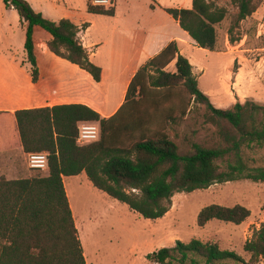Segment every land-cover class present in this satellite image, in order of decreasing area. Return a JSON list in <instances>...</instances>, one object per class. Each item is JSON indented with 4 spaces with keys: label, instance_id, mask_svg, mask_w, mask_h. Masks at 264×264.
Listing matches in <instances>:
<instances>
[{
    "label": "trees",
    "instance_id": "trees-1",
    "mask_svg": "<svg viewBox=\"0 0 264 264\" xmlns=\"http://www.w3.org/2000/svg\"><path fill=\"white\" fill-rule=\"evenodd\" d=\"M13 8L25 28L24 51L30 64L31 81L39 77L33 30L35 26L51 38L47 47L101 81L102 68L89 59L78 33L80 27L67 18L53 21L35 11L27 0H2ZM219 0H192L190 8H164L199 48L215 51L216 26L229 14ZM236 8L234 22L227 30L231 43L234 29L251 16L261 0H229ZM89 13L113 16V5L104 7L87 0ZM174 62V70L167 67ZM184 91L190 101L208 110L206 120L216 127L220 144L206 147L192 143L185 154L164 129L186 107L178 96ZM181 107L183 108L181 110ZM23 152L47 154V174L28 178L0 177V264H87L64 178L84 172L94 187L124 203L146 219L163 217L176 192L205 189L214 183L239 179L264 182V165L248 162L247 149L264 146V105L247 100L227 109L216 108L199 88L187 57L177 43H168L149 59L128 83L124 101L109 117L82 103L22 108L13 112ZM81 122L99 124V138L78 144ZM242 205L204 206L197 224L211 220L241 224L249 217ZM246 261L233 250L216 243L191 239L176 241L147 255L158 264H217L232 260L255 264L264 259V224L244 243Z\"/></svg>",
    "mask_w": 264,
    "mask_h": 264
},
{
    "label": "rangeland",
    "instance_id": "rangeland-1",
    "mask_svg": "<svg viewBox=\"0 0 264 264\" xmlns=\"http://www.w3.org/2000/svg\"><path fill=\"white\" fill-rule=\"evenodd\" d=\"M47 1L54 3V0ZM58 1L57 9L49 8L47 16L50 20L62 18L64 9L87 13V0ZM119 1L121 11L125 9L124 0ZM129 1L136 4L139 10L149 3L172 8L191 4V0ZM217 3L225 6L229 14L216 26L215 51L205 52L194 47L185 51L189 61L198 67L197 70L200 66H207L204 74L197 71L198 84L201 88L214 85L219 72V85L230 101H234L236 95H241L243 97L241 103L251 100L264 105V0H261L251 16L239 22L234 29L237 40L233 43L229 41L227 30L234 22L236 8L229 0H219ZM169 27L171 31L174 29L178 31L174 24H170ZM40 32L43 30L36 27L35 41L39 38ZM24 40L25 30L17 12L13 8H7L0 0V106L11 107L26 101L23 94L29 90L32 81L30 64L24 60ZM112 52L113 56L108 61L103 48L101 56L96 59L104 70L100 83L93 81L85 71H82L83 75L90 80L81 81L83 87L81 96L107 113L111 112L124 96L129 76L137 66L136 63L128 64L122 59L123 55L130 53L129 50L115 49ZM66 63L71 65L69 61ZM61 68L69 73L68 68ZM178 96L181 98L179 101L185 106L188 104L185 113L181 114L179 110L174 120L164 123L165 132L177 144L178 152L187 153L192 143L206 147L219 145L221 141L216 127L206 120L209 112L205 105L193 101L188 103V96L182 90ZM236 99V102H239L238 98ZM226 105L228 104L225 102L223 105L225 109ZM96 124L99 127V124ZM9 156L14 154L11 155L8 151L0 153V176L13 179L28 178L45 176L48 172L47 169L31 168L29 154H26L23 158L17 159L14 163L17 170L13 167V174L8 176L11 170ZM246 156L250 164L264 165V146L247 149ZM64 185L87 264H158L149 260L147 255L162 247H173L178 240L186 243L191 239L216 243L221 249L233 250L247 261L249 254L243 249L244 243L252 239L264 224V182L239 179L214 183L208 188L192 192H176L168 204L167 213L154 220L140 216L126 204L94 187L84 173L66 177ZM213 203L228 207L242 205L249 210V217L238 225L211 220L199 226L198 212L204 206ZM217 264L242 263L227 260ZM255 264H264V259L260 258Z\"/></svg>",
    "mask_w": 264,
    "mask_h": 264
},
{
    "label": "crops",
    "instance_id": "crops-1",
    "mask_svg": "<svg viewBox=\"0 0 264 264\" xmlns=\"http://www.w3.org/2000/svg\"><path fill=\"white\" fill-rule=\"evenodd\" d=\"M27 1L35 11L40 12L47 18H49V16H47L49 8L53 7V9H57V4L59 2L58 0H54V3H48L47 0ZM123 2L125 9L119 11L120 1L114 0L115 13L113 16L89 13L87 9V13L84 14L70 9H64L62 10V18L69 19L72 23L79 27L84 23L88 24L86 29L81 30L78 33V36L82 45L88 51L89 59L98 66H101V64L96 59L101 56L103 48L108 61L109 58L113 56L112 51L115 49H127L130 51V53L123 55L122 59H124L128 64L136 63L137 66L129 76L126 89L134 73L149 59L157 55L168 43L175 41L179 52L185 57H187L185 54L186 49L190 47L199 48L195 45L189 35L179 27L177 21L164 10V8L172 7L149 3L148 6L145 4L144 8L139 10L138 6L131 3V1L124 0ZM190 7L191 4L190 6L185 7L181 5L178 6V8ZM170 24H174L175 28H178V31L176 29L171 31L169 27ZM36 27L38 26H35L33 30V40L39 68L38 80L34 83L32 82L29 90L24 92L23 97L26 100L24 103L11 107L6 105L0 106V119L2 120V126H0V153L8 151L11 155L12 153L14 154V156H9L8 158V162L10 163L9 167L11 168L8 176L13 174V167L17 170V167L15 166L16 164H14L17 162V159L23 158L26 155L19 143L15 128L13 118V112L15 110L22 108L52 106L62 103H82L96 110L101 114V116L109 117L121 106L126 92L125 90L124 96L120 102L109 113L104 112L101 108L95 106L89 101V99L87 100L86 98H83L81 96V93L83 92L81 81L83 79L89 82L90 79L83 75V70L78 68L76 65H67V60L56 57L49 51L47 42L51 36L47 32L43 30V32L38 33L39 38L35 41L34 31ZM203 50H205V52H209L207 49ZM213 53L218 55L216 52ZM24 60L28 62L26 55ZM190 63L192 65L193 74L196 78L197 71H201L203 74L207 71L206 65L200 66L199 70H197L198 67L195 66L192 61H190ZM170 66L172 69H168ZM61 67L68 68L69 73L67 74L63 70L64 68ZM168 67L167 69L169 71H173L174 62H172ZM103 75L104 70L102 69L101 80ZM236 75H238V73H236ZM200 89L208 96L210 102L216 108L225 109L223 106L225 102L228 104L226 105L228 108L230 105L236 103V98H238L239 102H243V97H241V95H236V97H234V101H230L221 85H219V72L214 85H207L205 88L200 87ZM5 178L13 179L8 178L7 176H5Z\"/></svg>",
    "mask_w": 264,
    "mask_h": 264
},
{
    "label": "built area",
    "instance_id": "built-area-1",
    "mask_svg": "<svg viewBox=\"0 0 264 264\" xmlns=\"http://www.w3.org/2000/svg\"><path fill=\"white\" fill-rule=\"evenodd\" d=\"M92 4L110 7L113 5V0H90ZM78 144H88L97 141L99 138V127L96 123L81 122L78 125ZM30 167L38 170L47 169V154L41 153H30L29 154Z\"/></svg>",
    "mask_w": 264,
    "mask_h": 264
}]
</instances>
